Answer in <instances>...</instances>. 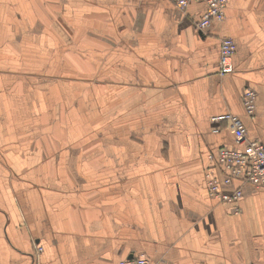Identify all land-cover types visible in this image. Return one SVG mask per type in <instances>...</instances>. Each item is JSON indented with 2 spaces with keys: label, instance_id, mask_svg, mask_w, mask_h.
<instances>
[{
  "label": "crops",
  "instance_id": "1",
  "mask_svg": "<svg viewBox=\"0 0 264 264\" xmlns=\"http://www.w3.org/2000/svg\"><path fill=\"white\" fill-rule=\"evenodd\" d=\"M207 9L0 0V264H264V189L235 213L206 182L226 176L208 154L236 146L212 117L239 115L264 143V0H230L199 33ZM224 36L237 51L221 76Z\"/></svg>",
  "mask_w": 264,
  "mask_h": 264
},
{
  "label": "built area",
  "instance_id": "2",
  "mask_svg": "<svg viewBox=\"0 0 264 264\" xmlns=\"http://www.w3.org/2000/svg\"><path fill=\"white\" fill-rule=\"evenodd\" d=\"M176 9L185 14L190 3L203 2L208 9L195 22L194 28L199 33L207 32L216 22L225 19L226 7L230 0H171ZM237 51V43L234 38L224 36L220 40L219 75L224 76L235 72L234 58ZM242 100L246 115L251 119L257 116L258 94L253 88H245ZM227 122L228 128L232 131L236 146L220 147L216 153H209L208 159L217 162L226 171L223 182L216 177L211 169L207 170V188L211 198L222 203L234 204V212L240 213V200L244 197L248 188L252 191L264 189V143L259 138H250L244 120L231 113H223L212 117L211 123L215 132L220 130V124ZM241 179L243 185L233 190L225 192L222 184L228 185L233 179ZM43 251V247L37 248L38 254ZM119 264H152L150 257L139 252L132 257L120 260Z\"/></svg>",
  "mask_w": 264,
  "mask_h": 264
},
{
  "label": "rangeland",
  "instance_id": "3",
  "mask_svg": "<svg viewBox=\"0 0 264 264\" xmlns=\"http://www.w3.org/2000/svg\"><path fill=\"white\" fill-rule=\"evenodd\" d=\"M220 59V58H219ZM214 126V125H213ZM213 126H212V129H213ZM220 126V125H219ZM214 131V130H213Z\"/></svg>",
  "mask_w": 264,
  "mask_h": 264
}]
</instances>
